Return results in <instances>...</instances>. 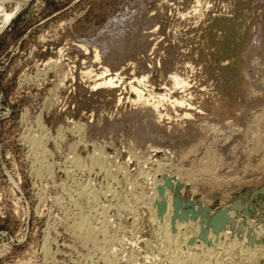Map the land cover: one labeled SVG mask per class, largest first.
I'll list each match as a JSON object with an SVG mask.
<instances>
[{
	"label": "rangeland",
	"instance_id": "obj_1",
	"mask_svg": "<svg viewBox=\"0 0 264 264\" xmlns=\"http://www.w3.org/2000/svg\"><path fill=\"white\" fill-rule=\"evenodd\" d=\"M263 126L264 0H0V264H174L176 252L190 264L192 251L198 264H264ZM206 160L225 186L207 184ZM228 205V234L198 242L199 222ZM81 216L97 243L73 233ZM247 224L251 259L230 246ZM163 232L191 240L179 235L180 251Z\"/></svg>",
	"mask_w": 264,
	"mask_h": 264
},
{
	"label": "bare ground",
	"instance_id": "obj_2",
	"mask_svg": "<svg viewBox=\"0 0 264 264\" xmlns=\"http://www.w3.org/2000/svg\"><path fill=\"white\" fill-rule=\"evenodd\" d=\"M17 3H18V2H17ZM10 14H11V13H10ZM10 14H7V15L5 16V18H6V17L8 18V17L10 16ZM175 16H176V15H175ZM152 30H153V28H152ZM154 30H155V29H154ZM154 30H153V31H154ZM148 32H149V31H148ZM151 32H152V31H151ZM154 32H155V31H154ZM146 33H147V32H146ZM152 33H153V32H152ZM155 34H156V33H155ZM143 35H144V34H143ZM146 35H147V34H146ZM147 36H148V35H147ZM154 36H155V35H154ZM151 38H152V36H151ZM145 39H146V38H145ZM148 39H149V37H148ZM132 41H133V39H132ZM147 41H148V40H147ZM154 42H155V41H154ZM153 44H154V43H153ZM153 44H152V45H153ZM154 47H155V45H154ZM158 47H159V46H158ZM149 50H150V49H149ZM153 50H155V49H153ZM94 56L96 57L95 54H94ZM242 62H243V61H242ZM198 67H199V66H198ZM203 70H204V69H203ZM207 71H208V70H207ZM103 73H104V72H103ZM86 74H87V73H86ZM88 75H89V74H88ZM97 75H98V74H97ZM204 75H205V74H204ZM209 76H210V75H209ZM86 77H87V76H86ZM112 78H113V77H112ZM202 78H204V77H202ZM111 81H113V80H111V79H107V80L104 81V82H109V83H110ZM175 81H176V80H175ZM102 82H103V80H102ZM175 83H176V82H175ZM94 84H95V83H94ZM106 84L109 85L108 83H106ZM106 84H104V85H106ZM95 85H96V84H95ZM112 85H113V84H112ZM93 86H94V85H93ZM98 86H99V84H98ZM98 86H97V87H98ZM102 86H103V85H102ZM104 87H105V86H104ZM100 88H101V87H100ZM253 88H256V85H255L254 87L249 88V89H251L252 92H253V91H254ZM92 89H93V88H92ZM239 89H240V88H239ZM239 89H238V91H239ZM137 91H138V90H137ZM244 91H245V90H244ZM250 92H251V91H250ZM247 93H248V92H247ZM137 94H138V93H137ZM137 94H136V96H137ZM249 94H250V93H249ZM231 99H232V98H231ZM234 100H235V99H234ZM233 106H234V105H233ZM192 108H193V107H192ZM195 108H196V107H195ZM231 108H232V107H231ZM196 109H197V108H196ZM211 109H212V108H211ZM228 111H229V110H228ZM230 111H231V110H230ZM189 113H190V112H189ZM193 114H194V113H193ZM228 114H229V113H228ZM236 114H237V113H236ZM198 116H199V115H198ZM196 117H197V115H196ZM94 118H95V117H94ZM97 118H98V117H97ZM72 121H73V120H72ZM99 121H100V120H99ZM99 123H100V122H99ZM224 123H225V122H223V124H224ZM237 123H238V122H237ZM262 123H263V122H262ZM78 124H79V123H78ZM155 124H156V123H155ZM235 124H236V123H235ZM235 124H234V125H235ZM260 124H261V123H260ZM232 125H233V124H232ZM80 126H81V125H80ZM239 126H240V125H239ZM256 126H257V125H256ZM92 127H93V126H92ZM241 127H242V126H241ZM263 127H264V126H263ZM263 127H262V128H263ZM210 128H211V127H210ZM88 129H89V128H88ZM214 129H215V128H214ZM217 129H218V128H217ZM217 129H216V130H217ZM153 130H155V128H153L152 131H153ZM156 130H157V129H156ZM258 130L260 131L261 129H257V131H258ZM152 131H151V132H152ZM153 132H155V131H153ZM153 132H152V133H153ZM260 132H261V131H260ZM152 133H149V134H152ZM219 133H220V132H219ZM153 134H154V133H153ZM200 134H201V133H200ZM216 134H217V133H216ZM257 134H258V133H257ZM204 135H205V134H204ZM248 136H249V135H248ZM30 137H31V136H30ZM202 137H204V136H202ZM210 137H211V136H210ZM79 138H80V137H79ZM251 138H252V137H251ZM254 138H255V139L253 140V141H254V145L257 146V148H258V146H261V142L259 141L258 136H255ZM216 139H217V138H216ZM237 139H238V138H237ZM244 139H245V138H244ZM27 140H28V139H27ZM31 140H32V142H34V143L38 142V140H37L36 138H30V141H31ZM81 140H82V139H81ZM85 140H86V139H85ZM239 140H240V139H239ZM239 140H238V141H239ZM28 141H29V140H28ZM105 141H106V140H105ZM105 141H102V142H105ZM241 141H242V140H241ZM249 141H251V140H249ZM32 142H31V144H32ZM82 142H83V141H82ZM85 142H87V141H85ZM91 142H92V141H91ZM102 142H101V143H102ZM34 143H33V144H34ZM76 143H77V142H76ZM83 143H84V142H83ZM105 143H106V145H107V142H105ZM105 143H104V144H105ZM196 143H197V141H196ZM86 144H87V143H86ZM104 144H103V145H104ZM179 144H180V143H179ZM179 144H176V147H175V146H174V147H175L176 149H178V148H177V145H179ZM194 144H195V143H194ZM218 144H219V143H218ZM218 144L216 143V145H218ZM91 145H92V144H91ZM167 145H168V144H167ZM174 145H175V144H174ZM262 145H263V144H262ZM32 146H33V145H32ZM89 146H90V144H89ZM99 146H102V145L99 144ZM172 146H173V145H172ZM220 146H221V145H220ZM227 146H228V145H227ZM33 147H34V146H33ZM85 147H86V146H85ZM107 147H108V145H107L106 147H104L103 150H105ZM167 147H169V146H167ZM174 147H171V148L169 147V148H167V150L173 152L171 149L174 148ZM179 147H180V146H179ZM193 147H194V146H193ZM197 147H198V146H197ZM218 147H219V146H218ZM221 147H222V146H221ZM158 148H159V147H157V146H152V149H151L149 152L151 153V152L154 151V153H158V150H160V149H158ZM35 149H36V148H35ZM39 149H41V146L39 147ZM92 149H93V148H92ZM95 149H96V148H95ZM95 149H94V150H95ZM184 149H185V147H184ZM251 149H253V148H251ZM258 149H259V148H258ZM103 150H102V148H101V149L98 148V151H97V152H95L96 150H95V151H92V153H90L89 156L87 155V157H90L91 160H95V159H97V157H99V156L102 157V155L104 154V151H103ZM162 150H163V149H162ZM167 150L164 149V150H163L164 153H165ZM249 150H250V149H249ZM76 151H77V150H76ZM107 151H108V150H107ZM163 151H162V152H163ZM175 151H177V150H175ZM180 151H181V150H180ZM190 151H193L191 147H190L189 149H187V150H183V149H182V155H181V157L184 156V158H185V155H187ZM195 151H196V149H195ZM214 151H215V150H214ZM214 151H213V152H214ZM223 151H224V150H223ZM114 152H115V151H114ZM114 152H113V153H114ZM129 152H130V151H129ZM129 152H128V154H130L132 151H131L130 153H129ZM162 152H161V153H162ZM252 152H253V151H252ZM256 152L258 153V151H256ZM262 152H263V151H262ZM39 153H40V152H39ZM106 153H107V152H106ZM108 153H109V152H108ZM117 153H119V152H117ZM120 153H121V152H120ZM120 153H119V154H120ZM122 153H123V152H122ZM168 153H169V152H168ZM178 153H179V152H178ZM180 153H181V152H180ZM192 153H193V152H192ZM214 153H215V152H214ZM40 154H41V153H40ZM87 154H88V153H87ZM114 154H115V153H114ZM131 154H132V153H131ZM131 154H130V155H131ZM148 154H149V153H148ZM148 154H147V155H148ZM170 154H171V153H170ZM204 154H205L209 159H211V154H212L211 151H206V152H204ZM260 154H261V151H260ZM104 155H106V154H104ZM147 155H146V156H147ZM167 155H168V154H167ZM171 155H172V154H171ZM190 155H191V154H190ZM195 155H196V154H195ZM214 155H215V154H214ZM221 155H222V154H218V159H219V161H221L222 158H223ZM75 156H76V155H75ZM152 156H153V155H152ZM152 156H151V157H152ZM160 156H161V155H160ZM162 156H163V154H162ZM173 156H174V155H172V157H173ZM191 156H192V155H191ZM196 156H197V155H196ZM212 156H213V155H212ZM257 156H258V155H257ZM259 156H260V155H259ZM261 156H262L261 160H262L263 163H264V153H263V155H261ZM104 157H105V156H104ZM155 157H156V156H155ZM155 157H153V158H155ZM73 158H74V161H75V162H80L79 157H77L76 159H75V157H73ZM90 158H89V160H90ZM143 158H144V157H143ZM148 158H149V156H148ZM148 158H146V159L149 160L150 158H149V159H148ZM153 158H152V159H153ZM156 158H157V157H156ZM168 158H169V156H168ZM178 158H180V156H179ZM182 158H183V157H182ZM182 158H181V159H182ZM184 158H183V159H184ZM216 158H217V156H216ZM101 159H102V158H101ZM103 159H104V158H103ZM213 159H214V158H213ZM256 159H257V158H256ZM97 160H99V159H97ZM158 160H159V159H158ZM172 160H173V159H172ZM176 160H177V159H176ZM176 160H174V161L177 162ZM101 161H102V160H101ZM143 161H144V160H143ZM145 161H146V160H145ZM145 161H144V162H145ZM155 161H157V160H155ZM213 161H214V160H213ZM223 161H226V160H224V158H223ZM70 162H71V160H70ZM105 162H106V161H105ZM137 162H138V160H137ZM150 162H151V161H150ZM205 162H206V163H205V166L203 167L202 170H204V172H208V173H211V174L213 175V177L210 178L211 180L209 179L210 181H208L207 184L211 182V185L213 184V185L220 186V187H221V186H225V182H226V181H225V179H224V180L222 179V177H224V176H223V173H224V172L221 173V174L216 173V168H215V166L213 165V162H211V161H210V162H207V160H206ZM83 163H84V161H83ZM83 163H82V164H83ZM102 163H103V162H102ZM147 163H149V162L147 161ZM154 163H155V162H154ZM156 163H157V162H156ZM173 163H174V162H173ZM179 163H180V162H179ZM181 163H182V162H181ZM223 163H224V162H223ZM258 163H259V162H258ZM97 164H98V163H97ZM150 164H151V163H150ZM159 164H160V163H159ZM174 164H175V163H174ZM226 164H227V163H226ZM255 164H256V163H255ZM146 165H147V164H146ZM166 165H167V164H166ZM199 165H200V164H199ZM259 165H260V164H259ZM92 166H93V165H92ZM138 166H140V165H137V167H138ZM173 166H174V165H173ZM176 166H177V165H176ZM251 166H252V164H251ZM76 167H77V166H76ZM101 167H102V166H101ZM200 167H201V166H200ZM231 167H232V166H231ZM237 167H238V166H237ZM257 167H258V166H257ZM140 168H141V167H140ZM172 168H173V167H172ZM149 169H150V168H149ZM219 169H220V168H219ZM226 169H227V168H226ZM246 169H247V168H246ZM252 169H253V168H252ZM259 169H260V168H259ZM259 169H258V170H259ZM196 170H197V169H196ZM200 170H201V169H200ZM214 170H215V171H214ZM222 170H223V169H222ZM229 170H230V169H229ZM229 170H228V172H229ZM247 170H248V169H247ZM262 170H263V169H262ZM88 171H89V170H88ZM138 171H139V170H138ZM149 171H150V170H149ZM175 171H176V169H175ZM177 171H178V170H177ZM197 171H198V170H197ZM234 171H235V170H234ZM109 172H110V171H109ZM144 172H145V171H144ZM147 172H148V171H147ZM230 172H231V171H230ZM254 172H255V169H254L253 173H254ZM259 172H260V174H261L262 171H259ZM263 172H264V171H263ZM88 173H89V172H88ZM91 173H92V172H91ZM93 173H94V172H93ZM103 173L106 174V172H103ZM107 173H108V172H107ZM139 173L141 174V172H139ZM148 173H149V172H148ZM186 173H187V172H186ZM248 173H249V172H248ZM97 174H98V173H97ZM108 174H109V173H108ZM108 174H106V176H108ZM173 174H174V173H173ZM190 174H191V172L189 173V175H190ZM203 174H204V173H203ZM224 174H225V176H226L227 171H226ZM229 174H231V173H229ZM258 174H259V173H258ZM95 175H96V174H95ZM114 175H115V174H114ZM151 175H153V174H151ZM189 175H188V176H189ZM193 175H194V174H193ZM212 175H211V176H212ZM143 176H144V175H143ZM145 176H146V175H145ZM190 176H192V175H190ZM209 176H210V175H209ZM221 176H222V177H221ZM227 176H228V174H227ZM255 176H256V175H255ZM257 176H258V175H257ZM95 177H96V176H95ZM101 177H102V175H101ZM103 177H104V176H103ZM148 177H149V176H148ZM185 177H186V176H185ZM104 178H105V177H104ZM144 178H145V177H144ZM146 178H147V177H146ZM154 178H155V177H154ZM224 178H225V177H224ZM113 179H115V178H113ZM116 179H117V178H116ZM147 179H148V178H147ZM194 179H195V178H194ZM198 179H199V178H197V180H198ZM230 179H231V178H230ZM103 180H104V179H103ZM135 180H136V179H135ZM151 180H152V179H151ZM204 180H205V179H204ZM157 181H158V180H157ZM159 181H160V180H159ZM162 181H163V180H162ZM206 181H207V180H206ZM152 183H153V182H152ZM232 183H233V182H232ZM255 183H256V182H255ZM154 184H155V183H154ZM227 184H228V183H227ZM229 184H230V183H229ZM229 184H228V186H229ZM234 184H235V183H234ZM194 185H195V184H194ZM204 185H205V184H204ZM173 186H174V185H173ZM205 187H206V186H205ZM213 187L215 188V186H213ZM226 187H227V186H226ZM218 188H219V187H218ZM219 189H220V188H219ZM222 189H224V188H222ZM150 190H151V189H150ZM193 190H194V189H193ZM198 190H199V189H198ZM215 190H216V189H215ZM217 190H218V189H217ZM108 191H109V190H108ZM166 191H167V190H166ZM194 191H196V188H195ZM102 192H103V191H102ZM104 192H105V191H104ZM104 192H103V193H104ZM109 192H110V191H109ZM173 192H174V191H173ZM175 192H176V191H175ZM192 192H193V191H192ZM107 193H108V192H107ZM153 193H154V192H153ZM83 195H84V194H83ZM103 195H104V194H103ZM173 195H174V194H173ZM153 196H154V195H153ZM95 197H96V196H94V198H95ZM104 197H105V196H104ZM167 197H168V196H167ZM112 199H113V198H112ZM112 199H111V200H112ZM168 199H169V198H168ZM117 200H118V199H117ZM147 200H148V199H147ZM93 201H94V200H93ZM113 201H114V200H113ZM115 202H116V201H115ZM118 202H119V201H118ZM147 203H148V202H147ZM166 203H167V202H166ZM100 204H101V202H100ZM108 205H109V204H108ZM156 205H157V204H156ZM231 205H232V204H231ZM98 206H99V205H98ZM145 206H146V205H145ZM166 206H167V208H166ZM166 206H165V208H166L167 210H166L165 213L162 214V215H163V216H162V220L165 221V222H163V223H166V221L169 222L170 220L172 221V216L170 215V212H169V210H168L169 207H170V203L168 202V203L166 204ZM99 207H100V206H99ZM110 207H111V206H110ZM110 207H109V208H110ZM115 207L118 208L119 206H118V207L115 206ZM179 207H181V205H180ZM109 208H108V209H109ZM146 208H148V207H146ZM225 208H226V209L223 208V209H224V210H223L224 212L221 211L220 208L218 209V210H220L221 215H222V212H223V215H222L221 217H218V218L214 219V216H215L214 214H215V213H214V212H211V213H210V214H212V215H211V221H212L211 223L209 222V224H208L207 226L203 225L204 227H203V226L200 227L201 223L199 222V224H200L199 227H198L196 230H195V228L193 229V230H195V233H194V236H193V237H194L196 240L198 239V240H197L198 242H199V238H200V240L203 238V237L201 238V236H203V235H202V232H203V234L205 235L204 238H205V239H208V242H209V239H211L212 242H214V241H215V238L220 237V236H222V235H223V238H224V236H226V235L228 234L229 226L227 225V223H225V225H224L223 222H225V221L222 222V219L225 217V218L228 219V220H234V211H235V210H234L230 205L226 206ZM179 209H180V208H179ZM221 209H222V208H221ZM103 210H104V209H103ZM111 210H112V209H111ZM115 210H116V209H115ZM101 211H102V209H101ZM216 211H217V210H216ZM95 212H96V211H95ZM95 212H94V213H95ZM102 212H103V211H102ZM104 212H105V211H104ZM117 212H118V211H117ZM149 212H150V211H149ZM153 212H154V211H153ZM153 212H152V213H153ZM80 213H81V212H80ZM80 213H79V214H80ZM118 213H119V212H118ZM152 213H151V214H152ZM101 214H102V213H101ZM104 214H105V213H104ZM149 214H150V213H149ZM87 215H88V214H87ZM110 215H111V214H110ZM119 215H120V214H119ZM156 215H157V214H156ZM181 215H182V214H181ZM115 216H116V215H115ZM117 216H118V214H117ZM175 216H176V215H175ZM199 216H200V215H199ZM223 216H224V217H223ZM81 217H82V219H83V216H81ZM110 217H111V216H110ZM112 217H113V215H112ZM159 217H161V216H159ZM201 217H202V216H201ZM113 218H114V217H113ZM116 218H117V217H116ZM155 218H156V217H155ZM177 218H178V217H177ZM196 218H197V217H196ZM207 218H208V217H207ZM104 219H105V218H104ZM111 219H112V218H111ZM149 219H150V218H149ZM149 219H148V220H149ZM156 219H157V218H156ZM160 219H161V218H160ZM182 219H183V218H182ZM79 220H81V219H79ZM113 220H114V219H113ZM150 220H152V219H150ZM150 220H149V221H150ZM81 221H82V222H81ZM81 221H80V223L77 222L78 224H75V225H76L75 228L72 227V228H73L72 230L75 231V232H73V231H72V232H73V233H76V234H77L76 236H81L82 239H83V237H84V238H87V241H88L89 238L93 237V234H92V233H94L95 231H97L98 228L94 230V228H91L92 226L88 227L89 225H88V224L86 225V224L84 223V219L81 220ZM175 221H176V220H174V223H175ZM209 221H210V220H209ZM104 222H105V223H102V224H104V228H103V230H102L103 232H101V234L103 233V235H104L105 237L102 235V236H101V239H102V237L106 238V236H108V234H109V232H110V231H109V228H111V227H109V225L107 226V223H106V222H108V221L105 220ZM114 222H115V221H114ZM123 222H124V221H123ZM125 222H126V220H125ZM160 222H161V221H160ZM160 222H159V223H160ZM184 222H185V220H184ZM188 222H189L190 224L192 223V222L189 221V220H188ZM188 222H187V223H188ZM202 222H203V220H202ZM226 222H227V221H226ZM246 222H247V221H246ZM88 223H89V222H88ZM120 223H121V222H120ZM120 223H119V224H120ZM153 223H154V222H153ZM159 223H157V224H159ZM163 223H161V225H163ZM170 223H171V222H170ZM170 223H169V224H170ZM176 223H179V222H176ZM176 223H175V224H176ZM185 223H186V222H185ZM187 223H186V224H187ZM109 224H110V223H109ZM130 224H131V223H130ZM166 224H167V223H166ZM169 224H168V225H169ZM180 224L182 225V223H180ZM186 224H184V226H183V225H182V226H183V227H186ZM192 224H193V223H192ZM192 224H191V225H192ZM203 224H204V223H203ZM205 224H206V223H205ZM219 224H220L221 226H224L223 228H226V231H227V232H226L225 230L223 231V230H220V229H219V230H216V229H218V227H216V226H218ZM235 224H236V223H235ZM105 225H106V226H105ZM112 225H113V224H112ZM112 225H111V226H112ZM121 225H122V224H121ZM170 225H173V224H170ZM191 225H190V227L193 228L194 225H193V226H191ZM196 225H197V224H196ZM196 225H195V227H196ZM240 225H241V224H240ZM102 226H103V225H102ZM156 226H157V225H156ZM182 226H181V227H182ZM168 227H170V226H168ZM171 227H172V226H171ZM171 227H170V228H171ZM176 227H179V228H180V225L178 224ZM100 228H101V227H100ZM156 228H157V227H156ZM159 228H160V226H159ZM170 228L168 229L169 231H170ZM192 228H191V229H192ZM219 228H220V227H219ZM115 229H116V228H115ZM176 229H177V228H176ZM182 229H183V228H182ZM205 229H206V232H204ZM221 229H222V228H221ZM162 230H164V229H162ZM165 230H167L166 226H165ZM183 230H184V229H183ZM93 231H94V232H93ZM98 231H100V230H98ZM124 231H125V230H124ZM177 231L179 232L178 229H177ZM180 231H181V230H180ZM189 231H191V230H189ZM113 232H114V231H113ZM174 232H175V231H174ZM178 232H177V233H178ZM182 232H183V231H182ZM185 232H186V229H185ZM163 233H165V232H163ZM177 233H170V232H168V234H167L168 236H166V233H165L164 237H165V236H166L167 238H168V237H169V238L171 237V238H172L171 240H173V239H174V240H175V239H179L180 237L178 238V236H179V235L181 236V234H180V233L177 234ZM191 233H192V232H191ZM242 233H243V235H242L241 240H240V241L238 240L239 242H233V243H230V246H232V245H238V246H240V249L242 248V250H244V251L246 252V254H247V258H248V259H251L255 254H256V255H257V254H261V252L258 251V250H260V248H259L260 245L258 244V240H259L258 238H259L260 236L257 235V236H259V237H257V236L255 235V234H256L255 228H253L250 224H249V225L247 224V226L244 227V230H243ZM254 233H255V234H254ZM111 234H112V232H111ZM111 234H109V235L111 236ZM257 234H258V233H257ZM97 235H98V234H97ZM113 235H114V234H113ZM182 235H183V237H184V235H185L184 238L181 236V237H182V241H183V239H184V241L186 240V241L189 242L190 237H186V234H182ZM188 235H190V234H188ZM188 235H187V236H188ZM76 236H75V237H76ZM82 236H83V237H82ZM94 236H95V235H94ZM78 238H79V237H78ZM93 238H94V237H93ZM109 238H110V237H109ZM116 238H117V237H116ZM167 238H164V239H167ZM194 238H193V239H194ZM204 238H203V239H204ZM236 238H237V237H236ZM96 239H97V238H96ZM112 239H114V237H113ZM112 239H111V241H113ZM123 239H124V238H123ZM162 239H163V238H162ZM195 239H194V240H195ZM233 239H234V238H233ZM233 239H232V240H233ZM237 239H239V238H237ZM92 240H93V239H92ZM92 240H89V241H92ZM94 240H95V238H94ZM102 240H104V239H102ZM108 240H109V239H108ZM108 240H107V241H108ZM174 240H173V242H174ZM180 240H181V239H179V241H180ZM190 240H191V239H190ZM89 241H88V242H89ZM95 241H96V243L98 242V240H95ZM114 241H115V240H114ZM168 241H169V240H168ZM216 241H218V239H217ZM216 241H215V242H216ZM220 241H221V240H219V243H220ZM234 241H235V240H234ZM108 242L110 243V241H108ZM166 242H167V241H166ZM177 242H178V241L175 240V242H174L175 245H174L173 247H174V248H178V247H179V249H180V246H178V243H177ZM188 242H187V244H188ZM190 242H191V241H190ZM192 242H193V241H192ZM201 242H202V240H201ZM201 242H200V245H202V244L204 243V242H203V243L201 244ZM205 242L207 243V241H205ZM212 242H211V243H212ZM112 243H113V242H112ZM169 243H170V242H168V244H169ZM171 243H172V242H171ZM181 243H182V242H181ZM195 243H197V242H195ZM206 243H204V244H205V248H206ZM223 243H224V242H223ZM104 244H105V240L103 241V245H104ZM142 244H143V243H142ZM157 244H158V243H157ZM192 244L196 247V244H194V243H192ZM198 244H199V243H198ZM212 244H214V243H212ZM216 244H217V243H216ZM220 244H222V243H220ZM98 245H99V243H98ZM98 245H97V246H98ZM172 245H173V243H172ZM182 245H183V244H182ZM184 245H185V244H184ZM258 245H259V246H258ZM99 246H100V245H99ZM187 246H188V245H187ZM187 246H186V247H187ZM190 246H191V247H194V246H192L191 244H190L188 247L190 248ZM197 246H198V245H197ZM215 246H217V245H215ZM170 247H171V246H170ZM199 247H200V246H199ZM212 247H214V246H212ZM164 248H166V247H164ZM205 248H204V252H203L204 257H205V254H204V253L206 252ZM210 248H211V247H210ZM210 248H209V251H210L211 249H213V248H211V249H210ZM100 249H101V248H100ZM139 249H140V248H139ZM171 249H172V247H171ZM194 249H195V248H194ZM196 249H198V248H196ZM109 250H110V249H109ZM160 250H161V249H160ZM173 250H174V249H173ZM201 250H202V249H201ZM176 251H179V250L177 249ZM180 251H181V249H180ZM211 251H212V250H211ZM211 251H210V253H211ZM222 251H223V250H222ZM256 251H258V253H256ZM157 252H159V251H157ZM171 252H172V251H171ZM171 252H170V253H171ZM185 252H186V251H185ZM188 252H189V250H188ZM198 252H199V251H198ZM198 252H197V253H198ZM201 252H202V251H201ZM207 252H208V251H207ZM214 252H215V251H214ZM241 252H242V251H241ZM245 252H244V253H245ZM100 253H101V252H100ZM109 253H110V251H109ZM117 253H118V252H117ZM180 253H182V252H180ZM183 253H184V252H183ZM197 253H195L194 251H192V253H191V252L186 253V254L184 255V256L186 257V261L190 262V264H198L200 260H199V258H198V254H199V253H198V254H197ZM208 253H209V252H208ZM210 253H209V254H210ZM212 253H213V252H212ZM230 253H231V252H230ZM112 254H113V253H112ZM167 254L169 255V257L171 256L169 253H167ZM172 254H173V253H172ZM178 254H179V253L176 252L175 255H174V254L172 255V256L174 257V264L177 263V262H175V256H177ZM209 254H207V255H209ZM215 254L218 255V253H216V252H215ZM228 254H229V253H228ZM181 255H182V254H180L179 256H181ZM199 255L202 256V254H199ZM207 255H206V256H207ZM212 255L214 256V253H213ZM105 256H106V255H105ZM166 256H167V255H166ZM201 256H200V257H201ZM210 256H211V255H210ZM210 256H209V257H210ZM219 256H220V258H221V255H219ZM177 257H178V256H177ZM182 257H183V256H182ZM215 257H216V256H215ZM217 257H218V256H217ZM217 257H216V258H217ZM150 258H151V257H150ZM157 258H158V257H157ZM167 258H168V257H167ZM205 258H206V257H205ZM207 258H208V257H207ZM247 258H246V259H247ZM146 259H147V258H146ZM171 259H172V257H171L170 259H167V260L171 261ZM179 259H182V258H179ZM179 259L176 258L177 261H179ZM211 259H213V258H211ZM211 259H210V260H211ZM157 260H159V259H157ZM162 260H163V259H162ZM183 260H185V259L183 258ZM210 260H209V261H210ZM214 260H217V262H216L217 264H221V263H222V262H221V261H222L221 259H220V260H219V259H214ZM226 260H227V259H226ZM99 261H100V260H99ZM110 261H111V260H110ZM151 261H152V260H151ZM160 261H161V260H160ZM202 261H203V264H204L205 261H204V260H202ZM211 261H212V260H211ZM152 262H154V261H152ZM188 262H187V263H188ZM200 262H201V261H200ZM207 262H208V261H207ZM226 262H227V261H226ZM228 262H229V261H228ZM249 262H251V261H249ZM109 263H110V262H109ZM168 263H171V264H172V262H167V264H168ZM182 263H183V262H182ZM201 263H202V262H201ZM210 263H211V262H210ZM224 263H225V260H224ZM111 264H112V263H111ZM115 264H116V263H115ZM178 264H179V263H178ZM183 264H185V262H184ZM206 264H207V263H206ZM213 264H215V261H214Z\"/></svg>",
	"mask_w": 264,
	"mask_h": 264
},
{
	"label": "water",
	"instance_id": "obj_3",
	"mask_svg": "<svg viewBox=\"0 0 264 264\" xmlns=\"http://www.w3.org/2000/svg\"><path fill=\"white\" fill-rule=\"evenodd\" d=\"M221 212L217 213L215 216H214V219L218 218V217H221Z\"/></svg>",
	"mask_w": 264,
	"mask_h": 264
}]
</instances>
